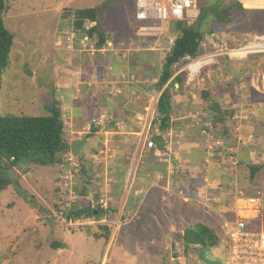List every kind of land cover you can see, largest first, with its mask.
I'll return each instance as SVG.
<instances>
[{
    "label": "rangeland",
    "instance_id": "374dc122",
    "mask_svg": "<svg viewBox=\"0 0 264 264\" xmlns=\"http://www.w3.org/2000/svg\"><path fill=\"white\" fill-rule=\"evenodd\" d=\"M135 1L6 0L5 11L0 16L14 38L9 55L10 62L1 77L0 114L45 115L46 106L53 101L62 100L59 98L61 91L58 84L66 74L72 78L69 74L71 71L63 73V61L67 57L64 52L68 44L66 34L73 28L72 11L77 8L101 7L100 30L106 39L125 40L133 37L132 48L141 45L142 48H155V66L146 73H143L142 67L133 68V79L130 70H126L125 59L126 62L134 63L135 57L144 59L149 52H140L137 56H134L135 52H131L132 50L127 56H123L122 49H109L101 53L95 51L93 54H90L89 50L82 52L93 56V59L97 54H102L96 60L99 63V72L107 73L106 70L110 67L112 74L116 76V86L121 91L123 87L130 90L129 82L134 80L148 79L154 86L162 60L171 48L178 31L183 26L191 25L204 34L205 41L195 60L207 62L193 75L187 76V71L184 70L185 80L182 86H173L172 95L180 99L181 107H176L173 100V132L169 135L162 134L160 145L171 146L173 151L175 145H178L176 142L182 144L185 139L181 131L191 134L202 148L209 140L224 139L221 132L214 128L213 121L211 122V118L217 113L209 110L211 101L216 100L226 115L227 112L236 115L234 118H227L225 122V131L233 140L240 137L237 136L236 127L243 133L242 123L245 121L241 120L240 116L246 112L253 138L248 143L237 141L239 151H244V158L237 166L236 181H223L221 200L223 199L225 206L229 207L238 196L264 194V155L262 151L255 152V148L264 141V128H259V125L257 131L254 120L256 106L252 103L253 98L248 97L249 79L264 72V53L242 60L230 59L225 54L226 49L240 45L251 35L264 33V10H247L242 13L236 9L225 10L221 7L225 18L222 21L211 16L198 21L197 16L186 13L183 22L167 21L164 24L165 30L161 33L142 34L138 28L145 24V21L136 19ZM215 1H220L221 5L228 3L227 0H199L198 4L200 7L215 4ZM189 17H193V20ZM153 35L161 38L155 41L157 37ZM140 38H145L148 42H144L145 39L141 41ZM58 41L64 43L63 50L57 49ZM121 46L123 45H114L115 48ZM127 46L129 45H125ZM189 60L182 58L180 63L173 67L172 76L185 69ZM76 66L77 60L70 63V68ZM153 78L155 80H152ZM138 84L143 86L137 90L136 95H129L125 90L117 95L121 102L126 98L130 100L125 108L119 106L118 109L114 105L116 112L123 111L118 124L116 120L110 122L111 115L114 114L110 110L105 118L101 119L102 122L98 115L95 116L97 119H94V122L91 121L92 114H88L87 127H84L86 124L82 121V110L84 107L88 108L85 98L78 97L74 101H67V106L72 107L74 115L77 116L73 119V124L79 126V130L85 131L71 134L70 130H65V134L74 144L80 143L78 151L75 155L72 154L74 162L78 158L83 159L86 164L85 178L89 181L87 194L78 192L84 184V180L79 177L80 168L75 171L65 165L73 176L72 191L62 189L66 187V181L62 178L64 175L59 165H33L34 168L29 169L26 175L17 174L14 170L8 171L7 177H16L22 188L36 196L42 211L33 208L28 200L17 193L13 185L0 189V264H204L198 256V248L193 245L185 246L176 236L181 235L184 227L194 226L199 222L220 233L218 221L221 212L218 213L220 208L217 207L222 205L221 202L214 201L211 205L206 203V206H201L194 197L190 196L189 201H184L183 197L186 195L175 191L172 197L166 195L165 212L159 209L162 206L160 202H157L158 206H155L152 212L146 208V196H143L139 203V197L131 194L137 169H144L150 164L148 168L153 172L160 168L159 161L163 160L156 142L151 148L147 145L150 136L156 133L155 105L159 91L155 88L147 90L144 82ZM217 87L219 89H216ZM218 90H223V93H217ZM65 91L69 96L75 95L73 89L63 90ZM204 92L207 93V98H204ZM174 113L182 115V118L176 120ZM62 114L67 129L65 119L67 116L69 118V112L63 110ZM239 121L241 124L237 125ZM103 123H107V126ZM248 148L251 150H246ZM28 163V160L23 159L17 167L23 172L22 167ZM253 165H260V168L251 175ZM131 169L133 174L130 177ZM175 170L174 167L171 181L182 180L176 177ZM0 174L3 173L0 171ZM73 186L77 190H74ZM82 197L87 198L95 208L103 209L102 217L90 221L76 219L68 222L65 213L68 209L77 208ZM59 201L63 203V209L57 212L53 205ZM103 225L107 226V230ZM55 242L62 245L55 246ZM223 252L221 246L211 249L215 258L222 257Z\"/></svg>",
    "mask_w": 264,
    "mask_h": 264
},
{
    "label": "trees",
    "instance_id": "16d2710c",
    "mask_svg": "<svg viewBox=\"0 0 264 264\" xmlns=\"http://www.w3.org/2000/svg\"><path fill=\"white\" fill-rule=\"evenodd\" d=\"M215 4L201 5L197 10V20H201L206 16H211L213 19L222 21L224 16L221 12L222 8L236 9L239 12L245 13L247 10L240 2L228 1L221 5L220 1H215ZM6 6V0H0V14L4 12ZM222 7V8H221ZM74 16L73 27L77 34L83 33L93 38L98 48H101L106 38L100 30L101 25V7H86L77 8L72 11ZM87 21L93 23L88 27ZM204 34L194 26H183L178 31L173 44L161 63V70L157 78V82L154 88L160 91L155 105L156 127L157 134L153 133L147 142L148 147H152L155 142L157 143V150L164 151V145H160L162 134H166L172 124L171 121V103H172V88L175 84L179 87L185 80V73L179 72L173 75V67H175L182 58L185 56L194 58L201 53V42ZM13 34L5 27L2 16H0V89H1V77L4 70L9 65V55L13 45ZM216 89H219L217 87ZM224 89H226L224 87ZM223 93V90H218L217 93ZM216 93V94H217ZM251 99L256 102L260 99L259 93L250 88ZM204 98H207V93L204 92ZM209 110L216 111V115L211 118L213 126L216 130H219L223 135L224 145L222 147L223 153H226L227 146L237 147V139H232L228 132L225 131V122L233 114L231 112L221 111L220 105L215 100L209 103ZM47 114L39 116L31 115H2L0 114V189H3L7 185H13L17 193L24 199L28 200L29 204L33 208H37L38 211H42V207L38 204L36 196L27 192L18 183V179L14 177H7L8 171L13 170L21 160H28L29 163H33L38 166H54L65 163V156L70 152L71 145L64 137V123L62 119V109L60 103L53 101L52 104L46 106ZM154 122V123H155ZM245 132H243L244 134ZM191 135V134H190ZM75 155V153H74ZM235 158V152L231 153ZM13 157V159H11ZM218 157V155H217ZM219 158V157H218ZM78 164L79 177L84 180V184L78 189V192L87 194L88 183L87 171L85 169V162L83 159L76 158ZM260 168V165H253L251 167V175ZM146 171L144 169H137L135 173L134 182L131 186V194L134 196V192L143 189L144 186L141 181H147ZM78 177V178H79ZM182 178V176H181ZM62 179V178H61ZM87 181V182H86ZM179 181V180H177ZM86 182V183H85ZM75 186H73L74 188ZM64 191H69L67 188H62ZM74 190H77L74 188ZM175 191H181L177 187L172 186L170 188L169 195L173 196ZM182 192V191H181ZM187 194V193H186ZM85 196V195H84ZM252 196V195H245ZM186 201V200H185ZM189 201V199L187 200ZM63 203L61 201L56 202L53 205V209L57 212L63 209ZM197 204H199L197 202ZM202 205V204H199ZM103 209L95 208L91 202L82 197L77 208L68 209L65 213L66 220L73 222L76 219L82 221H90L100 219L102 217ZM226 215L229 218H233V214L227 212ZM107 230V226H102ZM176 238L181 239L185 246L193 245L198 248V256L203 260L204 264H221L222 257H213L211 249L216 247H223L221 245V232L217 233L211 226L204 223H197L194 226H186L182 229L181 235H177ZM55 246H61L62 243L55 242Z\"/></svg>",
    "mask_w": 264,
    "mask_h": 264
},
{
    "label": "crops",
    "instance_id": "0c3cea01",
    "mask_svg": "<svg viewBox=\"0 0 264 264\" xmlns=\"http://www.w3.org/2000/svg\"><path fill=\"white\" fill-rule=\"evenodd\" d=\"M245 8L246 10H254V11L260 10V9L264 10V6L262 3L253 2V1H250L248 3V7H245ZM192 15H194V17L197 16V12L192 13ZM189 19L193 20V17L192 18L189 17ZM183 21L184 20L177 21V22H183ZM66 35H67L66 40L68 43L67 50L63 48L64 43L61 41H58L57 46H56L57 49H61V50L64 49V52H66V55H67L66 59L63 61L65 65L64 66L65 69L63 70V73L71 71L69 74L72 75V78H70L69 75L66 76L67 75L66 74L63 80H61L62 82L58 84L60 87L59 91H61V94H59V98L62 99L59 102L60 107L62 109V112L63 110H65L67 113L69 112V118L68 116L66 119L64 118L67 123V129L65 126V122L63 120L64 132L65 130H70L71 134L85 133V131H81L78 129L79 126H77L76 124H73V119H76L75 117L77 116L74 115L73 108L67 106L69 101L70 102L74 101L78 97H80V99L85 98L86 100L85 103H87V106L89 108L88 109L87 107H84L82 110V114L84 116L82 121L84 124H86L84 125V127H87V123H88L87 119L89 117L88 114H92L91 121L92 120L94 121V119H97L95 117L96 115H98V119L101 120L102 118H105L106 114L109 113L110 110L114 112V114L111 115L110 122L112 123L113 121L116 120V124H118L119 123L118 119L123 115L122 114L123 111L122 113H118V111L116 112V107L120 109L121 106L124 107L126 103L129 102L130 100L126 98L121 102L120 100H118L119 97L117 95H120L123 90L129 93V95H136L137 90L143 86V85L138 84L139 82H144L146 84L147 90L150 88H154V86H152L151 83L148 82V79L144 81L134 80V81L129 82V85L131 86L130 90L125 89V87H123L121 88L122 89L121 91L120 88L116 86V83H117V81L115 80L116 76L112 74V69L110 67L107 68L106 70L107 73L99 72L98 66H97V64L99 65V63L96 60L102 54H99V55L97 54L96 56H94V59H93V56L83 54L82 53L83 51L81 50L82 35L77 34V32H75L74 30V27L72 28L71 31H67ZM153 37L155 38L157 37L156 39L154 38L155 41H159V39L161 38V36L159 37L157 35H153ZM131 38H127L125 40L106 39L105 44L101 48H98V51L96 52H99V53L107 52L109 49L110 50H120V49L126 50V48H128L127 51L125 52L126 56L128 55V52H130L131 50H132L131 52L133 51L135 52L134 56H137L138 55L137 53H140V52H149L148 56L144 59L141 57L139 58L135 57L134 63L131 61L126 62V59H125L124 65L126 66V70L127 71L130 70L129 73L131 74L130 75L131 79H133L134 73H135V71L133 70L135 68L138 69L142 67L143 73H146L152 69V66H155L153 65V63L155 62V60H153V54L155 53L154 52L155 48H152V47L142 48V45L132 48L131 44H133V42L131 41ZM143 39L140 38L141 41ZM154 39L152 38V40ZM143 41L148 42L146 39ZM118 44L123 45V46H121L120 48H115L114 45H118ZM125 45H129V46L125 47ZM107 47L109 48L107 49ZM109 52H112V51H109ZM74 60H77V66L75 68H70V63ZM179 72H182V71H179ZM179 72H176V73H179ZM152 80H155V79L153 78ZM124 84H128V83H124ZM174 86L175 88L179 87L178 84H175ZM249 86H250V83H249ZM250 88L253 89L251 86ZM62 89L63 90L73 89V92L75 95L69 96V94L66 91L63 92ZM159 94H160V91L157 94V98ZM261 94H259L258 96L260 97L258 101L252 102L253 105L256 106L254 120L256 121L255 126H256L257 131H258L259 125H260L259 128H262V127L264 128V94L262 95ZM176 97H177L176 95L175 96L173 95L172 97L171 109H173L174 107L173 100H175L176 107H181V104L179 103L180 99H177ZM248 97H251L250 92H248ZM246 115L248 116V114L245 112V114H242L240 116V119L244 120L243 116H246ZM63 116L64 114H62V117ZM235 116H232V118H234ZM172 117H173V114L171 113V121H173ZM174 117L177 120V119H181L182 115L174 113ZM238 124H241V121L237 122V125ZM103 125L107 126V123H103ZM251 128H252L251 126H246L245 122L242 123L243 132L245 133L250 132L252 131ZM169 130H168L169 132L166 133L168 135L171 132H173L172 124ZM181 133L183 137L185 138L182 144H180L179 141H177L176 143L178 145H175V147L173 148V151H171L170 149L171 146L167 147L168 145H164V148H165L164 152L162 151V153H159L160 155H163V160L161 159L159 161L160 168H157L152 172L148 168V165L150 164H147L144 167V170L147 172L146 176L148 180L141 181V184L144 186V188L135 191L134 196L139 197V200H138L139 203L142 197L146 196L145 205H146V208L149 209L150 211L154 212L155 206H158L157 202H160L162 204V206L159 207V209L164 211L165 205H166L167 192L170 191V188L174 186L175 184L177 189L181 190L183 194L186 195L185 197L187 198L192 196L195 198V201L203 200V201H206V203L209 205L213 204L214 201H216L217 203L221 202L222 205H218L217 209L218 208L227 209L228 207L225 206L224 200L223 199L221 200L222 195H223V193L221 192V185L223 181H236L237 176H238L237 166L239 164V161L244 158V151L243 152L239 151L238 145L237 147L234 148L235 149L234 152L236 155L235 164H232L230 161H227L225 167H219L215 163H210L208 165H205L204 163L205 146L203 148L201 147V145L198 146L199 142L195 141L190 134H184V131L183 132L181 131ZM64 137L71 146L74 145V143L71 142V139L66 137L65 133H64ZM249 148L246 150L250 151L251 149ZM261 151L264 155V141L261 143V145H258L255 148L256 153L261 152ZM255 152H253V154ZM215 158H217V155L216 157L212 159V161H215L218 159V158L217 159ZM33 165L35 164L28 163L24 165L22 167L23 172H21L17 166L14 167L13 170L17 174L24 173V175H26L29 173V169L34 168ZM174 167L176 168L175 170L176 177H179L182 180L171 181L172 179L171 177L174 172L173 171ZM139 205L140 204H138V206ZM217 209H214V210H217Z\"/></svg>",
    "mask_w": 264,
    "mask_h": 264
},
{
    "label": "built area",
    "instance_id": "2783aa9c",
    "mask_svg": "<svg viewBox=\"0 0 264 264\" xmlns=\"http://www.w3.org/2000/svg\"><path fill=\"white\" fill-rule=\"evenodd\" d=\"M240 2L243 7H248L250 1L262 3L264 6V0H227ZM199 0H136L135 1V17L139 21H145V24L138 28V31L142 34L150 32H163L164 24L167 21H182L184 20L186 13H196L199 7ZM247 4V5H246ZM88 27L93 23L87 21ZM75 34V33H74ZM73 35V34H72ZM81 50L90 51L93 54L98 51L95 40L90 38L86 34H82ZM205 45V41L202 40L201 47ZM123 56H126V50H123ZM258 53H264V33L253 34L248 39H245L240 45L230 47L226 49L225 54L230 59H247L248 56ZM190 59L185 65V69L180 71H187L188 75L197 73L200 68L205 65L203 63L197 70H193L190 66L191 63L197 61L194 58L185 56ZM250 86L257 92L264 94V72L259 74L258 77L250 78ZM246 126H250L249 117L246 115L243 117ZM94 122V121H93ZM237 141L242 140L243 143H248L253 138V131L247 134L241 133L239 127H236ZM157 134V130H155ZM212 141H214L212 143ZM215 143V144H214ZM224 142L222 139L209 140L205 144V158L204 163L208 165L215 163L219 167H225L227 161L235 164V158L231 153L234 152L235 146H227L226 153H223L221 148ZM238 145V144H237ZM218 155V159L212 161L214 157ZM13 159V157H11ZM74 156L71 152L65 156V163L62 164L63 179L65 182V188L72 191L73 176L71 170L65 167L69 165L75 171L78 170L77 162L73 161ZM70 183V184H69ZM69 184V185H68ZM182 192L179 191L178 194ZM184 200H188L187 197H183ZM232 202V206L227 209H218L220 213L219 227L221 230V245L224 252L222 256L221 264H264V194H256L252 196L241 195ZM199 204L206 206V202L203 200H197ZM233 214V218H229L226 213Z\"/></svg>",
    "mask_w": 264,
    "mask_h": 264
},
{
    "label": "bare ground",
    "instance_id": "6f19581e",
    "mask_svg": "<svg viewBox=\"0 0 264 264\" xmlns=\"http://www.w3.org/2000/svg\"><path fill=\"white\" fill-rule=\"evenodd\" d=\"M207 61H195V62H193V63H191L190 64V66L192 67V68H194L193 70H197L198 68H199V66H201L203 63H206ZM132 174H133V170L131 169L130 170V177L132 176Z\"/></svg>",
    "mask_w": 264,
    "mask_h": 264
},
{
    "label": "water",
    "instance_id": "95a60500",
    "mask_svg": "<svg viewBox=\"0 0 264 264\" xmlns=\"http://www.w3.org/2000/svg\"><path fill=\"white\" fill-rule=\"evenodd\" d=\"M79 144L80 143L72 145L71 148H70V152L71 153H76L78 151V149H79Z\"/></svg>",
    "mask_w": 264,
    "mask_h": 264
}]
</instances>
